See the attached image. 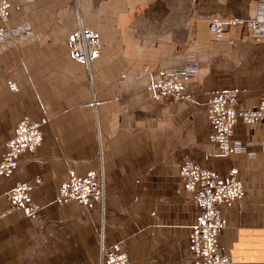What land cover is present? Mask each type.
Returning <instances> with one entry per match:
<instances>
[{
    "label": "crops",
    "instance_id": "0c3cea01",
    "mask_svg": "<svg viewBox=\"0 0 264 264\" xmlns=\"http://www.w3.org/2000/svg\"><path fill=\"white\" fill-rule=\"evenodd\" d=\"M143 1L149 3L133 0L115 12L108 24L119 27L124 47L88 78L67 55L65 29L79 21L73 11L98 9L100 0H10L7 23L27 24L32 34L15 46L0 42V71L12 81L0 79V156L18 119L49 120L37 147L0 174V264H97L99 233L105 244L118 243L130 264H188L195 207L178 174L186 160L232 170L241 180V197L218 203L225 220L218 243L231 264H264V122L237 121L231 137L243 149L220 154L202 112L206 98L222 89L234 90L243 106L264 97V42L239 33V22L220 35L210 25L212 17H250L258 0ZM154 24L188 32L159 35L154 48L143 49L138 42L147 41L134 27ZM181 62L195 71L181 77L176 93L148 85ZM68 169L102 171L101 211L55 201ZM16 182L30 185L39 205L31 215L10 204Z\"/></svg>",
    "mask_w": 264,
    "mask_h": 264
},
{
    "label": "built area",
    "instance_id": "2783aa9c",
    "mask_svg": "<svg viewBox=\"0 0 264 264\" xmlns=\"http://www.w3.org/2000/svg\"><path fill=\"white\" fill-rule=\"evenodd\" d=\"M10 0H0V42L8 39L13 46L20 39L32 34L27 24L9 25ZM248 35L253 40L264 42V0L255 4L253 15L242 19ZM235 19H220L212 17L210 25L216 32L226 29ZM66 49L69 58L82 64H87L96 56L97 32L81 23L66 35ZM193 65L176 66L163 73L155 83L159 93H176L181 83V77L194 73ZM12 86V81L6 78L5 70L0 71V79ZM237 95L232 89H222L211 93L203 103L205 117L210 129L207 138L214 142L220 154L243 149L238 139L231 137L237 121L245 123L264 122V97L254 106H243L237 102ZM49 118L46 115L33 119L23 116L15 123L12 134L2 143L0 156V173H9L15 165L18 156L24 151H33L41 141L43 124ZM179 178L183 187L192 192L191 202L195 207L194 219L190 224L187 236L188 264H231L227 251L220 247L218 234L225 224L218 208L219 202H230L241 197L243 186L234 171L218 173L197 163L186 160L180 164ZM30 185L26 182H16L9 188V201L13 207H19L27 215L39 209L29 195ZM77 201L82 212L96 206L101 211L104 206V185L101 170H88L77 174L71 169L58 185L55 201ZM97 264H130L121 246L114 242L105 244L101 233L97 240Z\"/></svg>",
    "mask_w": 264,
    "mask_h": 264
},
{
    "label": "rangeland",
    "instance_id": "374dc122",
    "mask_svg": "<svg viewBox=\"0 0 264 264\" xmlns=\"http://www.w3.org/2000/svg\"><path fill=\"white\" fill-rule=\"evenodd\" d=\"M141 1V0H138ZM131 2L133 0H117L116 2H108L107 0H100V6L98 9L95 10H76L73 11V13L76 14V18L79 19L78 23H81L85 26L92 27L96 32H97V54L94 58H92L87 64L84 65L85 67V72L86 76L89 78L90 75H92L93 71L94 73L99 70V67L107 66L110 60H117L119 54L117 53L124 47V42L122 40H119L122 37V34L119 31V27L113 26L111 24H108L111 20H113V17L115 16V12L117 10H123L125 8H129L131 5ZM149 2L143 1L141 4L147 5ZM140 3H137L138 7ZM164 9H163V14L165 18V23H166V17L167 13H170V7L171 3L170 2H165L164 3ZM142 14V11L140 12ZM151 15H147L146 17H150ZM159 17H161V11L159 12ZM152 22V20H150ZM239 24L241 25L240 28H238V32L241 34H246L247 30L244 25L243 20H238ZM91 24V25H90ZM142 25V24H141ZM135 29H139L141 36H144V39L147 42H138L139 45L143 49L145 48H154L156 45V38L159 35L165 34V35H170V34H185L188 32V27H175L172 25H145V26H137L134 27ZM228 27H226L227 29ZM211 29L214 31L216 35H220L223 29L220 32H216L213 27L211 26ZM68 30V29H67ZM65 29V32H67ZM67 35V34H66ZM116 39V40H114ZM186 44L183 42H180V44ZM153 50V49H152ZM116 54V55H115ZM184 62H187L185 60ZM184 62H181L179 66H182ZM94 67L98 68L97 70L94 69ZM165 73V72H164ZM159 78V77H158ZM157 78V79H158ZM157 79H150L148 81V85L152 87H156L155 83L157 82ZM124 80V73L120 72L118 75L117 81H123ZM202 112L205 116V108L202 105ZM206 120V117H205ZM207 123V120H206ZM208 128L210 129L209 124L207 123ZM208 129V131H209ZM208 134V132H207ZM12 171V170H11ZM9 171V173L11 172ZM9 173H0V174H9Z\"/></svg>",
    "mask_w": 264,
    "mask_h": 264
},
{
    "label": "bare ground",
    "instance_id": "6f19581e",
    "mask_svg": "<svg viewBox=\"0 0 264 264\" xmlns=\"http://www.w3.org/2000/svg\"><path fill=\"white\" fill-rule=\"evenodd\" d=\"M95 54H97V50L96 49H94V51H93ZM82 64V63H81ZM84 65V64H83ZM245 123V122H244ZM189 191V190H188ZM102 235V234H101Z\"/></svg>",
    "mask_w": 264,
    "mask_h": 264
}]
</instances>
